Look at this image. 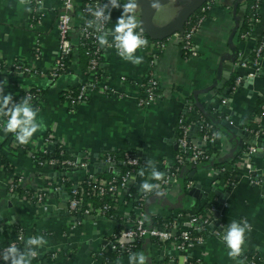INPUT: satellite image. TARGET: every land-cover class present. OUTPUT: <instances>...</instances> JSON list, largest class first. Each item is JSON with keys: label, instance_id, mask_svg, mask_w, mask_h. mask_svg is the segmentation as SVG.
Masks as SVG:
<instances>
[{"label": "crops", "instance_id": "0c3cea01", "mask_svg": "<svg viewBox=\"0 0 264 264\" xmlns=\"http://www.w3.org/2000/svg\"><path fill=\"white\" fill-rule=\"evenodd\" d=\"M122 1L118 0L119 3ZM185 1L167 3L157 12L160 17L154 23L170 22ZM106 3L107 0L103 5ZM59 5L60 0H43L40 10L37 3L34 6L37 22L30 26L32 11L28 12L26 8L33 7L28 2L21 5L19 0H0V61L5 66L3 72L12 73L6 77L0 72V83L7 81L5 94L16 97L20 91L32 87L40 89L41 96L35 108L39 110L38 121L44 125L26 149L8 140L0 128L1 152L7 168L11 169L7 172L0 166V242L10 235L12 226H19L26 234L24 242L33 236H43L47 240L46 245L36 249L42 254L66 250L70 255L66 264H129V255L116 256L107 244L114 229L130 211L136 214L140 210L148 226H158L154 225L157 220L163 222L167 217L172 218L168 223L172 233L177 234L188 227L190 215H201L205 210L208 214V209L213 206L202 242L177 250L170 242L157 243L144 238L131 254L143 253L146 264L175 262L179 255L187 264H237V260L229 258V249L221 239L227 226L236 221L251 226L238 260L248 264L245 258L253 253L264 259V186L262 182H250L247 176V169L251 168L264 180V147H256V155L234 168L238 173L234 182L224 181L219 171L222 165H234L241 151L252 144L250 139L264 143V51L252 78L246 77L253 70L251 67L238 66L239 59L251 57L257 39L264 35V0H258L253 8L248 7V0H210L209 8L192 36L193 56L185 55L178 40L172 36L164 40L161 50L148 46L138 49L136 55L143 57L139 65L123 60L115 49L102 47L95 77L112 92L92 91L73 112H69L60 100V93L76 87L90 76L77 62L78 32L75 27L80 19L78 13L71 16L72 52L62 75L49 80L42 75H20L12 70L14 62L32 64L45 72L53 67L58 49L55 27ZM122 13L123 7L111 8V19L105 23L100 35L107 33L108 40L112 39L111 33ZM105 14H108L107 10ZM135 16L137 19V9ZM245 18L248 19L247 34L241 32ZM34 46L39 49L37 61L33 60ZM148 69L153 71L157 85L153 99L141 106L136 98ZM235 75L241 80L233 87L234 81L232 84L231 81ZM19 98L14 102L19 103ZM222 98L224 104L220 103ZM193 105L204 112L209 109L222 112V117L216 116L209 121L214 135L220 133V136L215 135L211 142L205 143V150L211 149L205 166L195 169L183 166L177 181L162 190L163 195L144 193L140 187L143 182L156 183L151 178L147 161L154 162L162 173L170 167L176 152L177 121L180 117L187 121L183 115ZM257 108L262 111L255 124L252 118L258 115L255 113ZM198 126L189 123L190 142L201 141ZM48 136L58 141L71 158L87 163V168L57 171L49 166L38 167L32 155L44 147ZM124 151L136 154L139 159L131 184L142 196V206L137 210L118 203L113 218H83L73 226L66 214L68 193L63 182L78 181L87 170H92L94 164H101L99 159L103 153ZM141 170L145 171L144 176L139 175ZM10 175L20 178L23 190L44 191L42 202L32 203L9 193L6 183ZM61 182L62 185L54 190ZM49 183L52 186L49 187ZM193 186L194 190H191ZM123 194L120 190V197ZM214 213L216 216L213 217ZM17 247L24 251L21 245ZM0 264L6 262L0 258Z\"/></svg>", "mask_w": 264, "mask_h": 264}, {"label": "built area", "instance_id": "2783aa9c", "mask_svg": "<svg viewBox=\"0 0 264 264\" xmlns=\"http://www.w3.org/2000/svg\"><path fill=\"white\" fill-rule=\"evenodd\" d=\"M105 0H88L86 4L92 7V9H96L98 6L103 5ZM108 1V0H107ZM209 1H205L197 10L201 13H206L209 8ZM128 0H124L121 3V7L123 4L127 3ZM258 2V0H254V6ZM28 3L33 7L31 16H30V26L34 25L37 22V16L35 15L34 6L38 3V0H28ZM75 1L74 0H60L58 15L56 19V32H57V39H58V49L57 55L53 61V67L45 72L42 70H38L34 65H25L22 63L14 62L12 63V70L16 74H32V75H39L44 76L49 80H54L62 75L67 67L64 65V60L71 58L72 52V43L70 41V31L72 29L71 26V16L73 13ZM253 8V6L251 7ZM204 14H199L196 18L186 19L185 23L186 26L182 28L181 32H175L171 36L176 38L179 42L181 51L185 55H195L194 47L192 45V36L194 35L197 27L199 26L200 22L202 21ZM254 14V13H253ZM252 14V16H253ZM94 19V17H93ZM78 32V41L79 44L82 38H90L93 48L91 51H86L85 54L88 55L87 61V71L90 74L89 78L78 83L74 88H66L62 91V99L63 103L66 105L69 112L74 111V107L85 101L87 96L92 91L98 89L104 93L112 92V90L105 84H101L96 78L95 67L98 62V52H99V45L97 36L100 33L95 31V28L92 29L87 27V23H84L82 26L77 28ZM137 33L142 34L143 38L148 41V47H151L153 50H161L164 46V40H152L149 39L142 30L138 27L136 30ZM247 34V33H244ZM242 34V35H244ZM167 39V38H166ZM112 47L115 49L113 38L108 40ZM146 46V47H147ZM141 48L142 50L145 49ZM117 51V50H116ZM264 51V35L259 37L256 41V44L253 49V53L251 57L248 59H239L238 66L239 67H251L253 70L246 74V77L252 78L255 75V67L259 58ZM39 58V49L37 46L33 47V60L37 61ZM151 60L149 64H151ZM241 78L236 76L234 79V85H237ZM156 78L151 69H148L145 74L144 80L140 83V95L136 98L137 104L141 106L147 105L154 97L155 90H156ZM221 104L225 103V99L222 98L220 100ZM261 114H258L252 118L253 123H258ZM188 121H185L184 118L180 117L177 121V131L178 136L176 139V152L174 155V160L176 165L173 167L167 168L164 173V179L161 181H156L155 184L159 183L161 190H163L166 186L171 183H174L178 179V175L180 172L181 165H195L198 163H204L208 160V155L204 151L205 143L211 142L214 138V132L203 120H200L198 130L201 131V142L203 144H197L190 142L188 140V129H189ZM46 144L44 147L39 149L38 151L42 154L46 153L49 146L53 143L58 141H54L53 138L48 136L45 139ZM59 145L58 147H60ZM23 147V146H22ZM59 153L62 154V150L59 149ZM184 153H188V157H184ZM256 153V146L254 144L247 145L237 157L236 162L234 163L233 167H240L241 165L245 164L251 156H254ZM35 160V163L38 167H52L57 171H66L71 169H79V168H87V163L82 160H78L76 158H69V157H49L44 158L38 155H32ZM101 163L109 164L107 171L111 173L110 177L103 178L96 176L97 173H94L92 170H87L85 174L78 180L70 183L69 188L67 189L68 198L66 201V214L72 220L73 226L79 224L81 219L91 217L95 219H102V218H109L111 216L107 215V211L112 208L113 212L116 205L122 204L127 205V202L123 200V197L119 195V191H123L127 194L128 187L132 183V177L135 169L139 165L138 156L132 152L124 151L122 153L121 162L125 165H128L130 168L123 173H119L117 169L114 167V158L113 156L106 152L103 153L99 159ZM224 170L223 167H219V171ZM247 176L252 183H259L262 182L264 186V180L259 178V174L254 169H247ZM62 181V180H61ZM7 191L9 193H14L22 198L26 199L32 203H41L45 192L42 190L39 191H26L22 190L21 194H17V188L20 186V178H16L15 176H9L7 180ZM49 187L52 186L50 183L48 184ZM60 184L55 185L54 190H57L61 186ZM110 194V200L112 203H99L97 205L93 204L92 199L100 200L105 195ZM129 195V194H127ZM144 196V195H143ZM142 200V196L138 194V197ZM142 204V203H141ZM141 204L138 203V206L131 207L132 209L139 210ZM214 207L211 206L208 209V214L202 217V215H190L188 218V227L182 229L177 232V234L172 233V228L170 227L169 223H164L160 226H148L145 223V218L143 213L139 210L137 213L130 218L129 215H125L123 220L121 221V225L119 230L112 235L111 239L108 241V248L115 253L116 256L121 255H130L135 251L138 246V243L144 239L145 237L155 238L158 242H170L174 245L177 250H184L189 245L193 243H200L204 240V234H196L191 235V230H205V226L210 224L209 218L211 212L213 213ZM217 235V230L214 231ZM23 232L18 231L16 233V237L14 241H11L8 245L3 247L0 252H3L8 246L15 244H20L23 248L29 238L26 241H23ZM222 239V237H221ZM37 251V250H36ZM38 252V257H41L42 253ZM56 251H52L50 254V258L53 259ZM248 264H264V259H261L256 254H250L245 258ZM191 264H199L197 262H192Z\"/></svg>", "mask_w": 264, "mask_h": 264}, {"label": "clouds", "instance_id": "9594fccd", "mask_svg": "<svg viewBox=\"0 0 264 264\" xmlns=\"http://www.w3.org/2000/svg\"><path fill=\"white\" fill-rule=\"evenodd\" d=\"M28 0H19L21 5H25ZM40 10L43 8V0H38ZM158 6V0H152V7ZM121 4L118 0H108V3L98 6L96 9L89 8L90 14L94 19L87 23L88 28H95V31L102 33L105 23L111 19V8H119ZM123 13L118 19L111 35L113 36L114 46L118 55L125 61H129L134 65H139L143 62V57L137 56L138 49L144 48L148 45V41L143 38L142 34L135 30L138 27L135 16L138 7L136 0H128L122 5ZM107 10V15L105 14ZM26 11L31 12L32 8H26ZM108 34L104 33L97 36L98 43L101 47H112L109 43ZM7 81L0 83V118H7L2 125V130L5 135L11 133L18 145H27L32 140L37 131L42 130L44 125L42 121H38L39 110L34 108L31 104V96H25L20 103H15L11 93L5 94L4 85ZM217 137L220 133L215 134ZM147 166L150 169L151 178L156 181L164 179V173L158 171L154 162L147 161ZM140 176L145 175V171L139 172ZM141 190L148 194L156 192L157 195H163L160 184H153L147 181L141 184ZM251 231V226L247 222L233 221L227 226V231L224 233L222 239L227 248L228 256L231 259L237 260V264H242L238 258L244 251L246 243V232ZM47 244V240L43 236L30 237L25 246L24 251H21L15 244L8 246L3 252H0V258L6 264H31L32 259L36 258L38 252L36 249ZM146 256L143 253L130 254L129 264H146Z\"/></svg>", "mask_w": 264, "mask_h": 264}, {"label": "trees", "instance_id": "16d2710c", "mask_svg": "<svg viewBox=\"0 0 264 264\" xmlns=\"http://www.w3.org/2000/svg\"><path fill=\"white\" fill-rule=\"evenodd\" d=\"M75 1V5H74V9H73V14L75 13H78L79 15V23L77 24V26L75 27L78 28L80 26H82L84 23H88L89 20H92L93 19V16L90 14L89 12V8H92L89 3L86 4V2L88 0H74ZM254 5V0H248V7H252ZM250 12V8H248L247 10V13ZM199 14H204V13H201L199 10H195L187 19H191V18H196L197 15ZM246 17V16H245ZM247 21L248 19H244V22L242 24V27H241V32L242 33H245L247 32ZM186 26V24H184V27ZM92 29V28H90ZM241 34V33H240ZM99 45V43H98ZM93 48V45L91 43V39L90 38H82L79 42V44H76V51H77V56H78V63L80 65V67L85 70L87 68V61H88V55L85 54L86 51H91V49ZM101 51H102V47L99 45V52H98V55L100 56L101 55ZM70 58L68 57V59L64 60V65L65 67H67L69 65V61ZM5 70V66L1 63L0 61V72H2V74L6 77H10L12 76V73H4L3 71ZM87 71V69H86ZM23 75H27V76H30L31 74H23ZM236 75L234 76V78L232 79L231 81V84L233 83L234 79H235ZM230 84V85H231ZM41 94V90L40 89H37L36 87H32V88H29L28 90H23V91H20L19 94L17 95H14L13 96V100L15 101L16 98H19L20 99V102H21V99L25 96H31V104L32 106L35 108L38 106V103H39V96ZM62 93H60V100L62 102L63 99H62ZM19 102V103H20ZM66 106V105H65ZM260 111H262V108H257V110L255 111L256 114H259ZM185 117V119L190 122L191 124H194L195 126H198V122H200L199 120L200 119H203V121H205L206 123L209 124V126L211 127V129H213V126L211 125V122L210 121V118H214L216 116H221L222 117V112L220 110H212V109H209L207 110L206 112L200 110L199 108H197L195 105L192 106V109L187 111V113H185L183 115ZM7 118H0V128L2 130V125L4 124V122L6 121ZM254 128V127H253ZM201 133V131L199 132V134ZM7 139L10 140V141H14L15 145L18 147V146H23L24 149L27 148V145H18L15 140H14V136L9 133L6 135ZM60 144L55 142L53 143L52 145L49 146L48 150L46 153L42 154L40 153L39 151L36 153V155L40 156V157H44V158H49V157H56V158H61V157H69L71 158V156L65 151V149L60 146L58 147ZM59 149L62 150V154L59 153ZM2 149L0 147V166H3L4 169L8 172L10 171L11 169L10 168H7L6 166V161L2 155ZM205 153L208 155H210L211 152V149H204ZM110 153L113 158H114V167L117 169V171L119 173H123L125 172L126 170H128L130 167L128 165H125L124 163L121 162V159H122V153H119V152H108ZM188 153H184V157H188ZM176 163H175V160L172 161V163L170 164V167H173L175 166ZM187 165V164H186ZM184 165V166H186ZM183 167V165L180 166V169ZM221 167L224 168V170H221L220 173H222V179L224 181H226L227 183H230V182H234V180H236V178L238 177V173L237 171L234 169L235 167H233V164L231 163H228V164H225V165H222ZM71 170H75V169H71ZM136 170V169H135ZM111 173L107 170H104L100 173H97L96 176H99V177H103V178H108L110 177ZM63 185L68 189L69 186H70V183L68 182H63ZM22 190L23 188H21L20 186L17 188V194H21L22 193ZM129 194V195H127ZM127 194H123V200H125L127 202V205H130L131 207H134V206H138V203L141 204V201L140 198H137L138 197V192L136 191L134 185H130L128 187V191H127ZM93 201V204L94 205H97L99 203H103V202H106V203H112V201L110 200V194L108 195H105L103 198H101L100 200H97V199H92ZM142 206V204H141ZM208 206V204H207ZM206 206V207H207ZM140 208V207H139ZM107 215L111 216L112 218L114 217V212H113V209L110 208L107 213ZM134 211H130V218H132L134 216ZM202 217L206 215V210L201 214ZM172 220V218L170 219L169 217L165 218V220L163 222L165 223H168ZM162 220H157L156 223L154 225H158L160 226V224L162 223ZM152 226V225H151ZM208 228V225H206L204 228ZM120 226H118L117 228L114 229V232L113 234H115L118 230H119ZM22 231L23 232V237H26V234H25V231L23 228H20L19 226H12L11 227V233L9 236H7L6 238H4L1 242H0V250L5 247L6 245H8L11 241H14L15 240V237H16V233L18 231ZM204 232V229L201 230V231H197V230H191V235H196V234H203ZM152 241H155L158 243V241L155 239V238H152V237H149ZM16 246H20V244L16 245ZM52 251L50 252H45L41 255V257H36L34 259H32L31 261V264H66L67 263V259L70 257V255L67 253L66 250H59V251H56L55 255H54V258L51 259L50 258V254H51Z\"/></svg>", "mask_w": 264, "mask_h": 264}, {"label": "water", "instance_id": "95a60500", "mask_svg": "<svg viewBox=\"0 0 264 264\" xmlns=\"http://www.w3.org/2000/svg\"><path fill=\"white\" fill-rule=\"evenodd\" d=\"M175 1H183V0H158V6L152 7V0L145 1H137V10H138V27L142 30V32L152 40H163L169 38L175 32H181L183 25L186 19L197 10L205 1L207 0H186L185 3L181 6L178 13L175 17L168 23L164 25H158L154 23V20L159 18L160 15H157V12L165 6L167 3L175 2ZM230 126V125H229ZM250 142L254 144L256 147H264L263 142H257L254 139H250ZM197 144H203V142H196ZM256 155V153L254 154ZM109 164L101 163L100 165L94 164L92 167V171L94 173H98L100 171L107 170ZM202 168L205 166V163H198L195 165H186V167ZM181 171V170H180ZM195 187H198L196 184ZM194 190V186L191 188ZM218 202H221L220 199ZM216 216V213L213 214V217ZM91 217H87L90 219ZM147 238V237H145ZM165 264H187V262L183 259V256L179 255L176 258V261H167Z\"/></svg>", "mask_w": 264, "mask_h": 264}]
</instances>
